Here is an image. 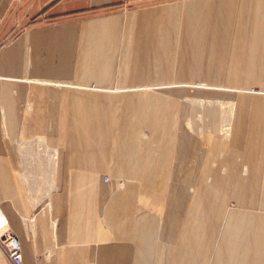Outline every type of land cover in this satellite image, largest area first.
<instances>
[{
  "label": "crops",
  "instance_id": "0c3cea01",
  "mask_svg": "<svg viewBox=\"0 0 264 264\" xmlns=\"http://www.w3.org/2000/svg\"><path fill=\"white\" fill-rule=\"evenodd\" d=\"M233 20L263 80L212 74ZM0 77L22 264H264V0H0Z\"/></svg>",
  "mask_w": 264,
  "mask_h": 264
},
{
  "label": "rangeland",
  "instance_id": "374dc122",
  "mask_svg": "<svg viewBox=\"0 0 264 264\" xmlns=\"http://www.w3.org/2000/svg\"><path fill=\"white\" fill-rule=\"evenodd\" d=\"M235 10L237 11L238 9ZM246 25L247 24L236 23L234 20L230 23H224L222 26L225 28V32L223 33L224 35L223 45H221L220 48L221 50H219V52L216 51L215 53L216 55H215L213 53L214 52L213 49L211 48L208 49L209 58H211V60L213 57H215V59L217 56L220 57L218 60H216V62L214 59L212 67L221 70L218 71V74L216 72H213L212 74H216L220 76L219 80L221 84L228 83L225 80L227 76L232 75V73H234L235 75L236 74L241 75L244 72L243 69H248L252 65H255L257 68L261 69L258 71V73H256V77L259 80H263V74H262L263 49L262 46L260 45L261 44L260 41L257 38H255V40H250L251 38H249L248 35H241L244 36L243 38H239V36L236 35V29L242 27L246 30ZM244 29H242L243 32H245ZM254 44L256 45L255 47ZM260 84L261 83L259 81H256L250 83L248 87L238 88V89L249 95L260 94L263 92V89L260 87ZM88 88H94L92 83H89ZM225 89L234 90L232 88H226V87ZM209 99L211 98L208 97V100ZM200 100L204 101L205 99H200ZM26 106H28V102L24 100L23 103L21 104V109H25ZM226 117H227L226 112L223 115H221L222 130L220 131V135L224 138L228 137L227 131L229 125ZM144 136L145 135H143V137ZM38 140L41 141L40 139H35L34 141H32V143H36V141ZM41 143L43 144L42 141ZM46 149H48L50 154L53 153V158H54V150H52L49 147ZM30 170H32V175H33L31 180H34L36 176L32 169V165L30 166ZM24 228L26 230L30 229V219H28V221L25 222ZM87 264H92V263H87Z\"/></svg>",
  "mask_w": 264,
  "mask_h": 264
},
{
  "label": "built area",
  "instance_id": "2783aa9c",
  "mask_svg": "<svg viewBox=\"0 0 264 264\" xmlns=\"http://www.w3.org/2000/svg\"><path fill=\"white\" fill-rule=\"evenodd\" d=\"M0 232L3 233V235H0V249L8 259L9 263L22 264L19 241L14 233L10 231L9 226L2 215H0Z\"/></svg>",
  "mask_w": 264,
  "mask_h": 264
},
{
  "label": "bare ground",
  "instance_id": "6f19581e",
  "mask_svg": "<svg viewBox=\"0 0 264 264\" xmlns=\"http://www.w3.org/2000/svg\"><path fill=\"white\" fill-rule=\"evenodd\" d=\"M47 170H48V171H47ZM42 175H44L45 177L49 176V175H50V171H49V169L44 170V173H43ZM0 215H2L1 212H0ZM7 225H8V224H7ZM2 232H3V231H2ZM2 232H0V235H3Z\"/></svg>",
  "mask_w": 264,
  "mask_h": 264
}]
</instances>
